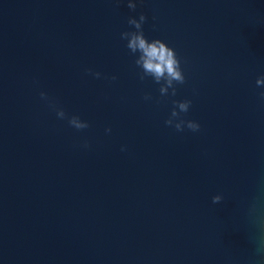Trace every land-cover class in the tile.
<instances>
[{
    "label": "water",
    "instance_id": "water-1",
    "mask_svg": "<svg viewBox=\"0 0 264 264\" xmlns=\"http://www.w3.org/2000/svg\"><path fill=\"white\" fill-rule=\"evenodd\" d=\"M260 79L264 0H0V264H264Z\"/></svg>",
    "mask_w": 264,
    "mask_h": 264
},
{
    "label": "clouds",
    "instance_id": "clouds-1",
    "mask_svg": "<svg viewBox=\"0 0 264 264\" xmlns=\"http://www.w3.org/2000/svg\"><path fill=\"white\" fill-rule=\"evenodd\" d=\"M129 7L134 8L135 5L130 4ZM143 19H145V17L141 16V20ZM132 22L135 23L134 21ZM137 27H139V24H137ZM137 42L139 48L144 52L145 56L147 57L144 63V67L147 71L155 72L157 76H159L163 73V71L166 70L173 79L183 82V76L179 71L178 62L175 59V56L171 49L166 48L159 41L154 42L152 44H147L142 36L135 37L133 42L130 43L129 47L135 48L137 46ZM156 61H162V66ZM257 84H264V79L257 80ZM180 107L182 110L187 111L188 105L181 104ZM76 126L84 127L86 125L77 124ZM188 126L193 130L198 129L199 127L193 122H189ZM177 127L179 128V125ZM219 199L220 198L217 196L213 198V201L217 202Z\"/></svg>",
    "mask_w": 264,
    "mask_h": 264
}]
</instances>
